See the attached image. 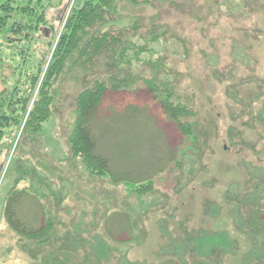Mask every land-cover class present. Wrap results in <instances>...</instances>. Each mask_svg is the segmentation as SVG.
Here are the masks:
<instances>
[{
  "label": "rangeland",
  "instance_id": "obj_1",
  "mask_svg": "<svg viewBox=\"0 0 264 264\" xmlns=\"http://www.w3.org/2000/svg\"><path fill=\"white\" fill-rule=\"evenodd\" d=\"M40 1L57 44L78 0ZM109 20L103 34H122L114 60L68 62L44 130L22 127L4 141L0 264H264V0H118ZM34 46L41 57L45 43ZM11 58L0 91L12 82ZM119 69L138 81L106 95L98 125L130 107L141 113L110 121L99 147L117 172L129 170L119 157L144 175L152 164L143 194L93 174L69 145L79 93ZM152 77L195 112V150L146 90ZM181 148L186 156L171 163ZM15 189L46 209L41 218L30 199L19 210L33 229L51 222L44 237L33 241L9 226Z\"/></svg>",
  "mask_w": 264,
  "mask_h": 264
},
{
  "label": "trees",
  "instance_id": "obj_2",
  "mask_svg": "<svg viewBox=\"0 0 264 264\" xmlns=\"http://www.w3.org/2000/svg\"><path fill=\"white\" fill-rule=\"evenodd\" d=\"M117 4L118 0H78L56 44V34L53 27H48L50 22L45 16L46 6L40 0H0V69L5 62L12 68L14 58L11 57H18L11 84L0 91V154L5 148L4 141L15 129L23 127L38 134L44 130L45 123L52 116L51 106L57 94L53 85L64 73L68 62L86 67L88 64L94 65L101 55H111L110 59L114 60V46L121 44L122 34H103L102 27L110 23V16L117 11ZM42 41L46 48L39 57L33 45ZM48 53L52 56L47 64ZM0 77L1 80L4 78ZM137 81L135 77L126 76L122 69L96 76L77 98V120L69 136V145L73 156L82 158L93 174L109 178L113 185L125 184L134 194H143L152 188L153 181L145 177L149 176L148 170L152 164H145L147 173L144 175L126 159L119 157L129 170L117 172L111 169L110 160L99 147L100 141L109 136L110 121L122 118L128 112L138 115L141 110L130 107L124 114L103 121L101 127L98 123L102 119L96 120L95 116L108 93L132 90ZM144 85L161 112L176 125L185 141L191 143L192 147L188 148L195 150L200 134L196 129L198 122L192 121L196 116L193 109L189 104L179 102V96L156 77L144 79ZM186 152L185 148H181L173 153L171 163L176 161L178 155L182 158L186 156ZM178 160L176 162L180 165L181 160ZM138 173L142 175L138 176ZM146 180L149 182L140 184ZM30 199L36 201V208L43 218L46 209L40 201L27 190L18 189L7 200L5 217L16 233L35 241L50 232L53 225L46 221L43 226L33 229L27 220L21 218L19 210L22 200Z\"/></svg>",
  "mask_w": 264,
  "mask_h": 264
}]
</instances>
